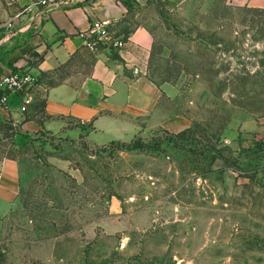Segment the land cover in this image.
<instances>
[{
	"label": "rangeland",
	"instance_id": "obj_1",
	"mask_svg": "<svg viewBox=\"0 0 264 264\" xmlns=\"http://www.w3.org/2000/svg\"><path fill=\"white\" fill-rule=\"evenodd\" d=\"M148 2L149 75L192 102L191 128L101 142L73 121L0 124V159L20 177L0 264H264V8ZM17 5L0 0V41Z\"/></svg>",
	"mask_w": 264,
	"mask_h": 264
},
{
	"label": "crops",
	"instance_id": "obj_2",
	"mask_svg": "<svg viewBox=\"0 0 264 264\" xmlns=\"http://www.w3.org/2000/svg\"><path fill=\"white\" fill-rule=\"evenodd\" d=\"M237 1L264 8V0ZM130 2L134 9L116 0H79L34 16L22 10L28 0H17V17L9 19L0 41V122L37 132L73 121L101 142L128 140L155 127L172 134L190 129L192 102L176 84L156 83L149 75L154 35L139 18L149 2ZM97 19L112 23L113 36L124 41L121 49L85 47L90 23ZM87 58L91 66L84 72L80 64ZM60 68L64 73L56 75ZM9 72L28 73L37 81L7 90L1 79ZM19 189L18 163L0 159V218Z\"/></svg>",
	"mask_w": 264,
	"mask_h": 264
},
{
	"label": "built area",
	"instance_id": "obj_3",
	"mask_svg": "<svg viewBox=\"0 0 264 264\" xmlns=\"http://www.w3.org/2000/svg\"><path fill=\"white\" fill-rule=\"evenodd\" d=\"M79 0H28V3L23 6V12L33 13L37 15L43 11L51 8H60L64 6L72 5ZM11 24L7 25L9 28ZM112 31V23L109 21L95 20L90 23L88 38L85 43V47L93 51L97 44L108 46L113 49H121L124 46V41L115 38ZM1 83L7 90L18 91L23 90L25 86H32L34 79L30 75H25L19 72H9L4 74L1 79ZM27 103V102H26ZM25 109L24 107L22 108ZM264 125V122H263ZM264 141V139H263Z\"/></svg>",
	"mask_w": 264,
	"mask_h": 264
},
{
	"label": "trees",
	"instance_id": "obj_4",
	"mask_svg": "<svg viewBox=\"0 0 264 264\" xmlns=\"http://www.w3.org/2000/svg\"><path fill=\"white\" fill-rule=\"evenodd\" d=\"M97 47L98 48H105L106 46H103L102 44H100V43H98L97 44ZM40 105H43V102H40ZM0 124L1 125H6V126H8V125H11V124H13L12 122H10V121H6V122H0ZM10 128V127H9ZM184 132V131H183ZM180 133H182V132H180ZM180 133H177V134H180Z\"/></svg>",
	"mask_w": 264,
	"mask_h": 264
}]
</instances>
